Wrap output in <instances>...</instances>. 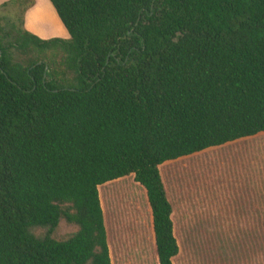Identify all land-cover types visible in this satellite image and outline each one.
Instances as JSON below:
<instances>
[{"label":"trees","instance_id":"obj_1","mask_svg":"<svg viewBox=\"0 0 264 264\" xmlns=\"http://www.w3.org/2000/svg\"><path fill=\"white\" fill-rule=\"evenodd\" d=\"M49 2L0 19V264H264V0Z\"/></svg>","mask_w":264,"mask_h":264},{"label":"rangeland","instance_id":"obj_2","mask_svg":"<svg viewBox=\"0 0 264 264\" xmlns=\"http://www.w3.org/2000/svg\"><path fill=\"white\" fill-rule=\"evenodd\" d=\"M23 1L24 0L21 1V4L20 3H10L9 5L0 9V19H1L2 23L9 22L10 24L18 26V25H20L21 21L24 22V19H26L27 14H29L27 16V18H29V16L31 17V15H33L34 20H36V16H38L39 19L36 20L34 26H37L38 24H40L41 23L40 20H42V22H48L49 18L47 17V12L44 8V4H47L49 7H51L52 10H54V19L59 21L57 18V14L55 12V9L53 8V6L49 2V0H27L24 2ZM30 9H32L33 11H31ZM29 11H31V12H29ZM50 21H51V19H50ZM50 27H51V25H48V27H46L47 32L41 33L38 36L43 38V39H50L52 37L53 38H55V37L56 38H62V39H68L69 38V34H68L67 30L65 29V27L63 25H61V23H60V27H59L61 29L55 30V32H53V29L52 28L50 29ZM54 33H57V34L55 35ZM52 58H53V55L51 53L47 54L46 57L41 56V60H43V61H48ZM19 60H21V59H19ZM71 79H72V75L67 74L66 80L71 81ZM76 231H77L76 225L67 223L65 220H61L52 236H53V238H55L57 240H63V239H66L71 234L75 233ZM44 232H45V229H43V228L33 229V233L37 236L43 235ZM217 256H218V258H217ZM217 256H216V260H218L219 258L221 259V257H219V254H217Z\"/></svg>","mask_w":264,"mask_h":264},{"label":"crops","instance_id":"obj_3","mask_svg":"<svg viewBox=\"0 0 264 264\" xmlns=\"http://www.w3.org/2000/svg\"><path fill=\"white\" fill-rule=\"evenodd\" d=\"M10 1L11 0H0V9H2L3 7H5V6H2L4 3L10 2ZM9 4H7V5H9ZM44 8H45V10L47 12V17L49 18V21L48 22H42V20H40L41 23L38 24L37 26H34L36 20L39 19V18H38V16H36V20H34L33 19V15H31V17L29 16V18H27V16L29 14L26 15V19H24V22H23L24 29L27 30V31H29L30 33L36 35V36H38L41 33L47 32V28L46 27H48V25H51L50 29L52 28L53 29V32H55V30L61 29V28H59L61 21L58 18V16H57V18H58V20L60 22L54 19V10H52L51 7H49L47 4H44ZM30 10L33 11L32 9H30ZM31 11H29V12H31ZM50 19H51V21H50ZM61 25H63V24L61 23ZM54 34L56 35L57 33H54Z\"/></svg>","mask_w":264,"mask_h":264}]
</instances>
